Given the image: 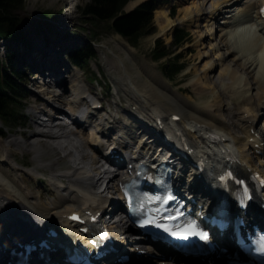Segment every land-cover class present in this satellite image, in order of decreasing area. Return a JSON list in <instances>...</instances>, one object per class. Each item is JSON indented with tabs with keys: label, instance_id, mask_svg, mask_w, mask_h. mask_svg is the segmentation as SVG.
<instances>
[{
	"label": "bare ground",
	"instance_id": "obj_1",
	"mask_svg": "<svg viewBox=\"0 0 264 264\" xmlns=\"http://www.w3.org/2000/svg\"><path fill=\"white\" fill-rule=\"evenodd\" d=\"M66 1L68 2V0ZM72 1L69 3L71 4ZM139 1L142 0L132 1L129 4V8L134 7ZM263 1L264 0H193L190 5L186 7L187 9L185 10V14L177 19L170 18L168 16L167 9H157L155 11V18L161 25L160 33L170 32L177 22H183L187 19L189 21L193 19L196 22H199V20L204 22L203 27H205L204 29L207 31L206 37L211 38L210 45H215V51L213 53L214 55L209 57V62L206 63L207 66L205 65L206 71H204V75L197 78L195 85H192L194 88L197 86L196 88L201 89L198 93L200 94L198 98L200 100L199 102L196 101V103H192L191 99H189L188 102L186 101V98H182L177 95L176 89L171 87V90L169 88L170 86L168 87L167 84L164 85L152 78L145 77L143 72L144 69L142 70L138 66L134 58L131 57L130 52L127 53V59H129L131 63L130 66L126 65L125 60L118 54L114 55L111 60H108L113 63L114 67L116 65V68L119 72H121V83H119L121 85H131V91L136 97H132L133 101L130 102L133 105H144L143 108H139L137 110L127 107V113H135L139 115L145 114L144 112L150 113L151 118H148V120L146 119V123L155 131L158 130L155 126L158 122V118L162 119L165 123V128L170 131L172 136L176 137V140L179 141L178 144H182V151L185 152L184 155L186 156V158H184L185 160L197 164L203 158L204 161H208L209 164L214 165L215 173L212 174L213 177H209V179H204L205 175L203 172L195 166L184 170L185 172H189L188 183L198 196L203 197L201 202L205 205H209L211 202L212 205L215 203L213 198L214 195H217L216 192L218 188L216 185V177L222 173L221 166L223 164H232L238 173H244L249 171L248 168H251L252 171H258L264 176V161H260L259 163L256 162V158H259V156L253 150L252 143L247 142L250 139V136L245 135V133L248 132L249 127H253L255 125V122L251 121L249 118L256 116L257 103L262 104V101L264 100V76L259 74L260 70L256 76L251 74L252 76L246 79L245 85H248L249 89L253 88L255 93L251 96H245L242 99L236 96L237 99L240 100L231 97L230 102L226 101L222 98V95L219 94V91H216L218 86L223 87L224 85L233 87V84L239 81L238 79H240V82L243 80L240 76V63L238 59L230 58V56L234 53V49L232 48L234 41H232L231 38H227V33L222 34V32H218L217 30L224 31L226 27H234L231 29L233 36L237 33L235 25L232 24L234 21L232 18L234 15L233 13L245 12L250 7H257ZM208 4L210 5L208 6ZM220 14H224V17L222 18L224 20H222V23H227V25L221 28H219V26L215 28L216 25L214 23L217 16ZM163 21H165V23H162ZM202 36H204V34ZM217 38L219 40H217ZM214 39L216 40L215 44L212 43ZM59 41L64 42L63 39L54 38V40L51 41L54 46L46 51L43 49L44 46L40 45L37 51L38 53L35 54L40 57L41 64H45L47 68L52 66L51 70L53 69L50 72V78H48L45 83L41 85V90L46 91V94L49 96L47 111H52L53 114L57 113L56 111H61L65 115H69V113L76 114L79 109V100H87L85 94L88 92L83 90L80 80L81 76H78V74H76V76H72V78L75 77V79L66 76V71L64 74L61 73V71L56 75L53 74V72H55L54 68H56L57 63L60 61L57 59V54L54 52L62 49V47H57ZM262 41L263 39H260V41L256 39L252 47L248 48L249 46L245 45L244 49L248 48V51L254 52V49L257 47L261 48ZM222 48H224L226 52H222L225 50L220 51ZM214 57L217 58V60H214ZM256 61L257 59L254 58L251 62V66L246 68L249 75L254 71L252 66L253 64H256ZM51 62L53 63L52 65ZM118 63L121 64V67H118ZM260 63L263 65V61ZM244 66L242 63V67ZM219 67L220 72L218 74L217 81L215 82L213 79L215 76L212 77L211 73L214 74ZM228 87L225 88L226 92L227 90L230 91ZM211 101H214L215 103H211ZM57 102L64 104L62 109H59L56 106ZM130 102L128 103L131 105ZM96 103L97 102L94 104ZM199 104L205 105L200 107ZM53 114L50 116L51 118L53 116L50 124H53L52 126H56L58 118H56ZM112 115L111 117H114V114ZM116 115L118 116V113H116ZM175 115L181 116V120L179 122L174 121L173 117ZM50 117H48L47 120H50ZM228 118L233 121V124L229 123ZM91 119L93 118L91 117ZM99 120H103L104 122L106 119H104V116H100ZM97 126L99 130L100 124ZM104 127L107 130H110V128L114 127V123H106ZM195 128L196 131L194 132ZM262 129L264 131V123ZM141 131L142 130L139 132ZM217 131L223 132L224 136L230 138V141H226L224 144L232 143L231 145L235 147L236 155L232 156L229 161L227 160V154H223L221 150H219V153H214L208 145L209 142L206 141L207 134L215 133ZM86 134V130H80L76 133L71 132L69 137L73 135L75 138H80L78 143L73 142V138L68 137L71 139L69 144L64 145L58 142L57 146H55L57 150H68L69 153L67 155L73 157L76 163L71 167L73 170H68L70 173L69 176L71 185L62 189V185L55 182L56 186L53 188L55 192H52L55 195V198L51 202L46 201L45 195L42 192L32 191L33 189L28 190L27 186L30 184L17 179L13 174V172H15L14 169H5L3 167V162H14L17 160L14 159L16 154L12 155L9 147L6 144L0 143V211H2L0 212V217L8 214L13 215L16 219L23 222L27 226H31L33 224L41 225L46 221H56L59 227L65 231L66 235L73 237V233H77L78 231L76 229L74 230V227L69 223L68 219H66V215H68L74 207L83 206L85 201L87 205L91 202V199H89L88 196L82 195L83 197H81L79 195L80 189L83 188L82 194H84L86 190H89L100 197H103L104 195V191L100 193L96 192L98 185H95L91 181L93 170L100 174L99 162L100 159H104V157L90 148V143L84 139ZM28 137L30 139H38L40 137H47L53 140L62 139V136L59 134H56L55 136H47L46 134H40L37 131L31 132ZM126 138L125 143H123L125 146L134 142L133 136L127 135ZM144 138L148 139V135H144ZM151 141H153V139H150L148 142L150 143ZM10 143L19 147L23 145L21 140H11ZM29 146L30 149H35L36 143L31 142ZM84 147L90 149V155L86 153V149ZM152 148L153 147L149 145L145 148L142 147V149L147 152L149 151L148 149ZM112 149H116V147L112 146L109 150ZM133 154L136 153L133 151ZM186 165L184 167H186ZM61 178L62 176L57 177V181L59 183H61L59 181ZM180 182H182V178L180 179ZM108 186L113 190L115 189L113 181H110ZM111 200L113 208L114 206H118V211H120L121 214L120 202L118 200ZM260 205L261 203H258L257 205H253L252 208L256 209V212H261V208L259 207ZM106 207L107 205L103 204L97 207L96 210L98 212H107ZM92 208L93 206L89 209ZM118 211L115 209V213ZM116 215L118 216V213H116ZM116 215L113 216V218L117 217ZM11 220L13 221L12 218ZM50 223L52 224L53 222ZM109 224L114 228V230L121 232L118 234L119 237H121L123 230H126L123 234H127L128 231L133 230L132 226L128 223H125L120 227L118 221L114 220L112 222L110 221ZM13 241L19 242V239L14 237ZM12 243L13 242L9 236H0V248L5 249L6 246L11 245ZM30 254L32 256L31 264H42V261H45L46 259L48 260L49 257L51 259L50 263L64 264L60 252L48 251L42 261L39 259L40 255L34 250Z\"/></svg>",
	"mask_w": 264,
	"mask_h": 264
},
{
	"label": "rangeland",
	"instance_id": "obj_2",
	"mask_svg": "<svg viewBox=\"0 0 264 264\" xmlns=\"http://www.w3.org/2000/svg\"><path fill=\"white\" fill-rule=\"evenodd\" d=\"M70 1L72 0H68V2L66 0H54V1L52 0H23L21 6H19L18 9L14 11V13H16V18L14 20L15 22H18L19 24L18 26L15 25L13 27L14 29H18V27L22 29V34H23L22 38L21 36H19L18 40H8V43H4L3 40H1L0 38V56L2 55L5 56L8 51H11L14 54H16L18 56L16 57L18 60L16 61V63L20 64V66L22 67V69L24 70L26 74V75L24 74V76L27 78V81H28L27 88L29 89V91L25 90V93L27 94V98L24 103L20 104V106L25 105V108L28 114L32 112L31 106L33 105V101H37L36 95H39V91L41 89L40 84L37 83L38 80L36 79V77L32 75V73L36 71L33 68H35L38 65H36L33 62H30L29 56L34 55V52L37 47L36 41L42 36L43 33H45V35H48L50 33L51 35L55 34V35H58L60 38L64 39V41L66 40V51L64 53H61L62 62L60 64L62 67V71L61 69L60 71L61 73L63 72V74H64V71H66V69L74 70L75 66L72 65L70 61H71L72 55L74 54L75 49L82 44L89 46V42H87V40L98 38L96 40L94 47L99 54V59L96 63H93V68L97 71L99 70L102 71L103 73L102 79L105 82L106 89H102L96 84L87 83V82L85 83V86H87L88 89L94 90L95 98H98V97L104 98L103 102L105 103V107H106L105 112H109L113 110V107L109 106V103H112L113 101H115L113 94H112L113 91H111V88L116 87L115 82L118 80V78H120L121 80V77H120L121 72H119L117 68L112 70L110 61H108L114 57L113 54H118L123 59L125 57L126 64L130 66L131 63L129 59H127V53H128L127 50H130L133 54V56L131 55V57L134 58L135 62L138 64V66L142 70L144 69L143 72L145 74V77L152 78L153 80L159 81L164 85H165L164 82H166L167 84L172 85V87H175V88L186 87V86L190 87L191 84L195 85L196 79L204 75V71H206V66H207L206 63L209 62V59H210L209 57L214 55L213 53L215 51V48H214L215 45H210L211 38L206 37L207 31H205L204 29L205 27H203L204 22H202L201 20H199V22H196L193 19L189 21L187 19L185 21H188V22L183 21L181 23H178L180 25H183L184 28H186V30L190 32V36H189L190 41L188 44H186V47H185L186 49L183 48L184 51L182 49L179 50V52L183 51L182 54L184 56V62L186 64V68L183 71V73L179 76L178 82L174 84L170 82L164 76L162 69H161V63L153 61L150 56L152 49L154 48L156 44V38L158 36L157 33L161 30V25L158 23L156 18H155V24L157 25L158 32L154 35L148 36L146 38H142L139 41L138 47H132V45L124 37H122L119 34L111 33L110 30L107 29V26H108L107 24L94 20L90 16L88 18L84 17V14H83L85 11L84 8L86 7V5H88V3H90L91 0H73L71 4L69 3ZM191 1L193 0H157L156 2L158 5L156 9H167L168 15L170 16V18H171V15L175 12L174 18L177 19L179 17H182L185 14L186 12L185 10L187 9L186 7L190 5ZM120 15H121V12H119L118 15L113 17L112 20H115L117 16H120ZM63 20L65 22H62ZM219 20H221V18H219ZM162 23H165V21H163ZM247 24L248 25L245 27V29L250 28L251 23H247ZM60 25L63 26V29L61 30H60ZM176 26L177 25H175L174 28L170 30V32L167 35H164L162 37L167 43L171 42L172 34ZM227 31L222 32V34H225ZM231 31L232 30H230V32ZM203 34L204 36H202ZM65 37L67 38L70 37L71 40L65 39ZM227 38L229 39L230 36H227ZM217 40L219 39L217 38ZM215 42L216 40L214 39L212 43L215 44ZM243 46L245 48L244 44ZM232 48L234 49V53L230 56V58L238 59L240 63V72L242 73V75L245 76L247 74V72H244V71H246V68H248V66H251L252 64L251 62L254 58H256L257 61L255 62L256 64H253L252 66L254 71L250 73V77L252 76L251 74H254L253 76L258 75L259 70H261V67L258 65L259 64L262 65V63H260L261 60L259 62V57H256L255 54H251V55L246 54L244 51H242L243 49L240 50L239 45L236 44L235 42L232 44ZM221 50H225V49L222 48L220 49V51ZM222 52H226V50ZM214 60H217V58L214 57ZM60 61L58 63H60ZM242 63H243V66L245 65L244 67H242ZM52 64L53 63L51 62V65ZM118 65H119L118 67H120L119 63ZM118 72H119V77L117 75ZM219 72H220V67L216 70L214 74L211 73L212 77L215 76L213 78L215 82L217 81ZM68 74L66 73L65 75L68 76L69 78H71L73 75L76 76V74L82 77L80 71H77L76 73L73 72V74H70V75ZM185 74L186 76H190V77L186 78ZM197 74L200 76L196 78ZM194 79L195 81L192 83ZM80 80L82 81V79ZM192 87L197 93H199V91L201 90L199 88H196L197 86L195 88L194 86ZM169 88L171 89V87ZM193 89H191L188 92L184 91L182 93V96L187 97L188 94H192L194 96V99H197L199 94H197ZM219 89L223 90V87L218 86L216 88V91ZM186 90H188V88H186ZM42 95H43V98L42 100H39L38 103H36L35 105L36 108H39L40 106H43V107L46 106V103L43 102V100L47 99V97L44 93ZM188 99L192 100V97L188 96ZM125 101L130 102V101H133V99L132 97L128 96L126 97ZM196 101L199 102L200 100L197 99ZM211 103H215V102L211 101ZM56 105H60V104L56 103ZM131 105L133 104L131 103ZM114 109H121V108L118 106V107H114ZM33 117L34 116H31L29 119L23 118L24 120L19 121L18 124L20 123H25L28 125L33 124L34 123V120L32 119ZM81 131H84V130H81ZM5 133H8V132L5 131ZM14 138L15 139H9V140L0 138V143L6 144L9 147L12 155L16 154L12 148L13 146H17V145L10 143V141L11 140L18 141L16 140L17 137H14ZM61 141L68 142V141H63V139ZM47 142H50V140H47ZM53 142H57V141H51L52 144ZM18 152H22V153H19V155H27L28 156L26 158L28 159L27 162L32 164L33 167L40 165V163L36 161V157L44 152L50 155L48 156V160L52 158L53 160L58 162L57 163L58 165H61V164L64 165V163H67V160H69L65 158L63 159L61 157V155H65L64 154L65 151L60 152L61 154L60 157L59 156L55 157V154H52L53 148L49 144L38 145L37 148L33 150L32 152H27L25 149L18 150ZM0 157H1V153H0ZM14 159L17 160V155L14 156ZM48 163L49 162H46V164ZM2 165L5 169H14L15 172H13V174L17 178L16 174L18 172V168L15 169V168L8 167V166H12V162L10 161L3 162ZM71 167L72 166H70L69 169H71ZM71 170H73V168ZM46 186L47 188H49L48 185ZM32 191H38V190L34 188ZM51 194L53 193L51 192ZM45 199L47 201L46 195H45Z\"/></svg>",
	"mask_w": 264,
	"mask_h": 264
},
{
	"label": "trees",
	"instance_id": "obj_3",
	"mask_svg": "<svg viewBox=\"0 0 264 264\" xmlns=\"http://www.w3.org/2000/svg\"><path fill=\"white\" fill-rule=\"evenodd\" d=\"M128 0H91L85 8L84 15H91L94 19L106 22L110 28L127 37L134 44L138 43V39L141 36H147L156 31L153 26V13L150 4H144L136 11L129 14H122L117 16L115 20L113 17L118 15L122 11L124 5ZM23 0H0V35L5 37L13 36L16 29L13 27L18 26V22H15L16 13L14 11L21 6ZM186 33L182 30H176L174 35V41L171 47H167L162 41H157V47L154 51L156 58H161L170 54L174 47L178 48L186 40ZM85 55V53H82ZM180 56V55H179ZM177 56V57H179ZM9 86L15 84L12 80L5 81ZM11 82L13 83L11 85ZM1 90L0 83V112L6 107L8 100L5 99ZM4 99V100H3Z\"/></svg>",
	"mask_w": 264,
	"mask_h": 264
},
{
	"label": "snow or ice",
	"instance_id": "obj_4",
	"mask_svg": "<svg viewBox=\"0 0 264 264\" xmlns=\"http://www.w3.org/2000/svg\"><path fill=\"white\" fill-rule=\"evenodd\" d=\"M264 11V10H262ZM159 199V197H156ZM171 219V218H170ZM147 223H152V221H147ZM238 223H243L242 219H238ZM230 221L228 219H222L219 221V226L221 229H227ZM161 228H166L167 231L171 232L172 235L187 239L190 236H199L203 240L209 239V233L202 228H199L195 222L188 224L187 226H181L179 230H174L173 228L167 227L166 225L161 224ZM242 243V241H241ZM257 251L264 252V248H259Z\"/></svg>",
	"mask_w": 264,
	"mask_h": 264
}]
</instances>
